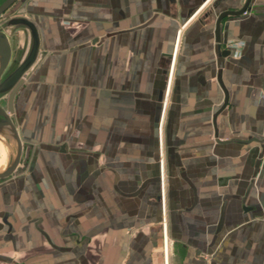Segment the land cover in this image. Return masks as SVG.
<instances>
[{"label": "crops", "instance_id": "1", "mask_svg": "<svg viewBox=\"0 0 264 264\" xmlns=\"http://www.w3.org/2000/svg\"><path fill=\"white\" fill-rule=\"evenodd\" d=\"M243 2L29 1L41 56L14 114L20 138L37 142L32 171L0 184V264H158L150 193L160 170L165 264L171 254L176 264H264V0L222 22L226 103L210 24L172 92L188 29ZM174 27L157 153L155 91Z\"/></svg>", "mask_w": 264, "mask_h": 264}, {"label": "water", "instance_id": "2", "mask_svg": "<svg viewBox=\"0 0 264 264\" xmlns=\"http://www.w3.org/2000/svg\"><path fill=\"white\" fill-rule=\"evenodd\" d=\"M15 0H3L0 3V13L3 12L9 5H11ZM250 7V0H244L242 5L236 9H225L215 12L212 18H200L197 20L190 29L185 34L183 39V44L181 46L180 55L178 58L176 73L173 80V90L176 92L179 84V75L183 71L184 62L187 60L189 54V43L195 37V35L204 29V25L212 24L213 26V37H214V52L217 56V67L218 76L217 81L224 93L225 103L227 101V92L222 85L221 81V68L223 65V59L229 54L228 49L221 48V29L222 22L225 18L230 16H239L246 12ZM184 17V16H182ZM185 20V19H184ZM183 21V20H182ZM7 25H22L25 26L30 35L29 49L25 57L21 62L7 74L0 81V93H7L5 108L0 106V140L7 146L8 155L5 166L0 169V178H5L10 176L18 167L21 154H22V141L18 134L16 124L11 117L14 113V98L17 91L25 82L26 71L32 66L36 61L39 52V34L37 27L32 19L26 16H14L9 18ZM177 27L173 28L171 36L168 38L163 52L161 53V73L164 74V82L159 85L155 91V104L153 110V138L152 147L158 153L160 148L159 131L160 123L163 116L164 110V100L166 96L165 87L168 81L169 69L174 56L175 50V33ZM11 56V46L9 39L5 32L0 28V73L4 66L7 64ZM225 103L216 111L213 115V121L220 110L225 106ZM63 149V146H61ZM150 197L153 199L152 205L155 209V216L152 221L155 223L153 230H155L158 235V241L164 248V233H163V196H162V178L161 170L160 177L156 179V184L154 190L150 193ZM167 210L169 216V225L173 227L174 214L177 209L178 202V191L171 177L167 178ZM247 209V207H244ZM158 264H165V255L159 259ZM171 264H176V257L172 256Z\"/></svg>", "mask_w": 264, "mask_h": 264}, {"label": "rangeland", "instance_id": "3", "mask_svg": "<svg viewBox=\"0 0 264 264\" xmlns=\"http://www.w3.org/2000/svg\"><path fill=\"white\" fill-rule=\"evenodd\" d=\"M30 0H15L11 5H9L3 12L0 13V27L3 28L9 41L13 48V65L19 62L28 52L29 44H30V35L29 31L25 26L22 25H6L5 21L14 16H26L29 19H32V13L30 12V8H28V3ZM212 27V24H210ZM41 56V52H38V57ZM36 62V61H35ZM35 62L32 66L26 71L25 80H27L29 73L35 67ZM8 71V70H7ZM6 93H1L0 98H3L4 101ZM2 106V105H1ZM3 107V106H2ZM170 107L169 105L166 107L165 113L163 115V130L165 128V123L167 118L169 117ZM15 122V114L11 115ZM22 141V154L20 158L19 165L17 169L8 177L0 178V184H4L5 181L13 179L15 176H18L20 173L24 171V166L27 164L28 159L31 157V152L36 145V140H25ZM6 153V154H5ZM8 149L7 146L0 140V167L5 166L7 161ZM23 174V173H22ZM164 249L161 247L160 250H157V254L159 258L164 256ZM174 256L173 254L169 255V264H171V258Z\"/></svg>", "mask_w": 264, "mask_h": 264}, {"label": "flooded vegetation", "instance_id": "4", "mask_svg": "<svg viewBox=\"0 0 264 264\" xmlns=\"http://www.w3.org/2000/svg\"><path fill=\"white\" fill-rule=\"evenodd\" d=\"M3 0H0V3L2 2ZM214 13H209V12H206L204 15H203V17L202 18H208V19H210V18H212L214 15H213ZM9 20V19H8ZM8 20H6L5 21V24L7 23V21ZM7 25V24H6ZM2 30H3V28L2 27H0ZM4 31V30H3ZM5 32V31H4ZM10 42V41H9ZM10 45H11V43H10ZM27 53H25V55H26ZM25 55H24V57H25ZM23 57V58H24ZM22 58V59H23ZM21 59V60H22ZM21 60L19 61V62H17L15 65H13V61H14V59H13V48H12V45H11V58H10V61H9V64H8V66L5 68V70L3 71V73H2V75H1V77H0V80H2L7 74H9V72H11L20 62H21ZM8 70V71H7ZM18 92V91H17ZM17 94V93H16ZM16 96V95H15ZM3 98H0V105H2L3 107H5V105H6V99H7V93H6V95H5V97H4V101L2 100ZM15 99V98H14ZM32 169H33V160H32V158L30 157L29 159H28V161H27V164H25V166H24V171L22 172V173H25V172H30V171H32ZM21 174V173H20ZM4 221V223L6 222L5 220H3ZM6 224V223H5Z\"/></svg>", "mask_w": 264, "mask_h": 264}, {"label": "bare ground", "instance_id": "5", "mask_svg": "<svg viewBox=\"0 0 264 264\" xmlns=\"http://www.w3.org/2000/svg\"><path fill=\"white\" fill-rule=\"evenodd\" d=\"M6 34V33H5ZM7 35V34H6ZM9 39V38H8ZM10 43V42H9ZM11 46V45H10ZM10 58H11V56H10ZM10 58H9V60H8V62H7V64L4 66V68L2 69V71H1V73H0V77H1V75H2V73H3V71L5 70V68L8 66V64H9V61H10ZM172 62H173V59H172ZM172 62H171V64H172ZM1 81V80H0ZM1 94V93H0ZM164 103H165V100H164ZM1 106V105H0ZM3 108H5V107H3ZM6 154V153H5ZM4 166H2V167H0V169H2ZM162 196H163V192H162ZM167 255V254H166Z\"/></svg>", "mask_w": 264, "mask_h": 264}]
</instances>
